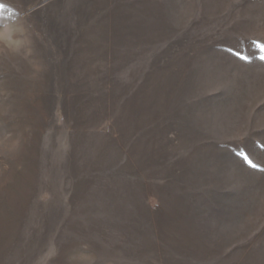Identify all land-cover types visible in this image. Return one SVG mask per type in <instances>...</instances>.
Wrapping results in <instances>:
<instances>
[{"label": "rangeland", "instance_id": "rangeland-1", "mask_svg": "<svg viewBox=\"0 0 264 264\" xmlns=\"http://www.w3.org/2000/svg\"><path fill=\"white\" fill-rule=\"evenodd\" d=\"M0 5V264H264V0Z\"/></svg>", "mask_w": 264, "mask_h": 264}, {"label": "snow or ice", "instance_id": "snow-or-ice-1", "mask_svg": "<svg viewBox=\"0 0 264 264\" xmlns=\"http://www.w3.org/2000/svg\"><path fill=\"white\" fill-rule=\"evenodd\" d=\"M0 7H3V5H0ZM260 47L262 49H264V45H261ZM261 59H264V56H262ZM240 155L243 157V159L245 160V162L249 164L250 167H253V168L257 167L256 164H254L250 159H248V157H247L246 154H244L243 152H241Z\"/></svg>", "mask_w": 264, "mask_h": 264}]
</instances>
